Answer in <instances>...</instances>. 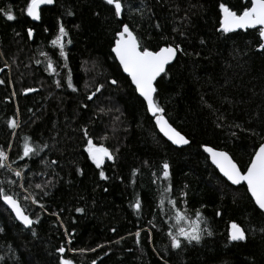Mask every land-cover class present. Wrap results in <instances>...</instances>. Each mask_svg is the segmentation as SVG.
Masks as SVG:
<instances>
[{
    "label": "trees",
    "instance_id": "trees-1",
    "mask_svg": "<svg viewBox=\"0 0 264 264\" xmlns=\"http://www.w3.org/2000/svg\"><path fill=\"white\" fill-rule=\"evenodd\" d=\"M27 2L0 0V8L11 6L17 17L7 21L0 15V80L4 81L0 147L8 151L13 167L25 172L30 182L25 187L38 196L44 209L28 205V214L34 221L38 216L39 222L26 228L0 200L4 229L0 264H60L61 245L66 249L63 256L74 264L94 260L96 264H264V232L259 231L264 213L254 211L246 187L232 186L202 149L207 144L226 150L243 168L264 142V51L257 50L259 29L217 31L219 0H126L121 19L113 16L112 6L104 0H55L40 10V21L27 16ZM144 5L150 11L145 10L143 17L128 11L129 6ZM129 16L130 26L138 25L136 31L153 50L165 42L183 49L168 74L158 79L157 100L190 145L177 148L159 133L146 103L111 51L120 21L129 22ZM60 21L69 31L67 60L51 44ZM29 27L34 28L32 38L27 35ZM49 60L55 71L48 68ZM69 71L76 91L67 86ZM113 79L118 83L113 85ZM99 85L104 87L88 100ZM12 118L20 125L15 135L7 125ZM84 125L94 142L114 152L115 159L105 158L102 165L108 180L99 177L100 169L85 151L80 131ZM25 136L49 147L39 156L20 160ZM52 160L57 164L49 166ZM165 160L171 165L167 182L158 179ZM25 163L28 169L23 168ZM8 180L17 181L11 190L22 200L27 193L18 186L20 178L0 169V181ZM46 181L51 184L44 196L34 185ZM167 183L173 186L170 196L182 212L193 219L197 210L203 213L212 236L205 235L199 244L185 242L180 249L171 248L167 233L178 223L175 211L168 203L159 205ZM137 198L139 210L134 207ZM76 208L85 211L78 213ZM232 221L248 230L246 241L228 240Z\"/></svg>",
    "mask_w": 264,
    "mask_h": 264
},
{
    "label": "snow or ice",
    "instance_id": "snow-or-ice-1",
    "mask_svg": "<svg viewBox=\"0 0 264 264\" xmlns=\"http://www.w3.org/2000/svg\"><path fill=\"white\" fill-rule=\"evenodd\" d=\"M55 0H28L26 5L27 16L33 18L36 21L41 20V13L39 11L41 5H50L53 4ZM105 4L112 6L113 16L115 18H121L125 13L126 0H104ZM143 0H141V3ZM150 9L146 8V5L143 7H137L135 9L128 7V11H136L140 13L141 17L144 15V11ZM218 10L220 13L219 18V28L217 31L227 34L232 33L237 29H255L259 26V38L261 41H264V0H247L243 4H233L232 0H219ZM69 15L72 13L69 12ZM0 15H3L7 21H14L17 19L14 9L9 6L7 9L0 8ZM131 16H129V22L120 21L119 30L114 33V43L111 48V51L115 53L116 58H118L120 65H122L124 72H126L131 77V83L135 86V91L143 97L146 101L147 111L152 114L155 118V124L159 127L160 131L171 141L173 144L182 146L190 145L191 141L186 138L185 135L181 134L180 131H177L173 127L172 123H169V120L165 118V108L162 107L157 100L159 96V90L157 87L158 78H163L164 75H167V66L177 57L178 52H182L183 49L180 45H173L172 43L165 42L164 46L158 47L157 50H153L148 46L143 39L139 36L138 25L130 26ZM156 27H159L157 24ZM48 31L47 28L44 29ZM19 35V33H17ZM27 35L29 38H32L34 35V28L29 27L27 29ZM69 37V31L66 29L62 21L58 22V32L55 35V38L51 40L52 46L59 47V54L65 60L68 58V54L65 51V38ZM67 44H71L72 40L67 39ZM203 43V41H202ZM258 50H264V42L258 44ZM42 55H47L46 53H41ZM196 55H199L197 53ZM40 63V61H37ZM7 67V65H5ZM66 66V65H65ZM48 68H53L52 61H48ZM163 74V75H162ZM4 81L0 80V84H3ZM113 85L117 84L118 81L113 79L111 80ZM57 87L61 86L60 81H56ZM67 86L72 88L73 91H76V87L73 84L72 75L69 71L67 76ZM103 85H99L95 88L88 97V100H92L93 97L101 91ZM34 89H25V92H31ZM87 107V105H84ZM103 111V109H101ZM7 125L10 129L13 130L15 135V130L19 128V122L16 118H12L7 121ZM239 128L240 125H235ZM80 131L82 132L83 137L86 139L85 151L88 154L89 159L95 164L99 171V177L102 180H108L109 177L106 175L105 171L102 169V165L105 162V158L108 160H114V152L106 147L103 143L94 142L93 135L90 134L89 128L87 125L81 127ZM256 133H253L255 135ZM235 135V133H233ZM107 137H101L100 139H106ZM11 145H8L10 148ZM49 145L44 143L42 146L36 144L35 141H32L31 137L25 136L23 138V148L22 155L18 157L20 160L25 158H31L39 156L40 152L45 148H48ZM204 152L208 153L212 163L219 169L220 173L223 174V177L227 181L231 182L232 185H246V192L250 193V198L254 201L256 206L254 211L258 210L261 213H264V143H260L258 147L255 148L254 155L250 159L245 167L242 168L232 156L229 155L228 151L218 150L216 147L209 146L207 144L202 145ZM41 163H44L41 160ZM14 161H10L8 151L0 147V169H6L7 171L14 174L15 177L20 178L19 188L23 190L26 195H23L21 200V194L15 191H12V187L17 185L16 180L0 181V200H2L8 207L11 208L12 212L15 214V219L21 221L23 225L31 228L34 223L39 222V217L37 216L34 221L29 213V204L39 205L44 209V205L41 203L38 196L34 193H30L28 188L25 187V183H30L25 180V172L13 167ZM57 161L52 160L49 164L55 165ZM24 169H28L29 165L25 163L23 165ZM77 171L80 174H83V170L77 166ZM138 170H133V175H136ZM171 177V165L165 160L162 163V174L158 179H162L167 182ZM7 184V186H5ZM51 181H46L45 183H36L34 185L35 189L41 190L44 196L48 195V192L45 190ZM173 192V186L171 183H167L166 186L160 192L159 205L161 208L168 203L172 206L175 211V219L178 222L174 229H169L167 235L170 237L171 248L180 249L182 245L192 244L195 242L199 244L202 238L207 236H212L213 231L209 228L207 218L204 217L203 213L197 210L194 213L195 219L189 216L186 212L180 210L179 202L175 199H172L170 193ZM183 197H187L186 192H182ZM186 202V201H185ZM134 207L139 210L141 208V200L137 198L135 200ZM46 211V209H45ZM76 212L83 213L84 208H76ZM34 215V213H33ZM217 215H220L217 212ZM184 226H181V225ZM203 225V227L201 226ZM116 229H113L115 231ZM4 229L0 228V232H3ZM66 235H68L67 230ZM75 230L73 229V232ZM259 231L264 232V227H261ZM36 235L35 231L32 233ZM137 238L140 236V231H137ZM248 238V230L242 226L241 223L232 221L229 228L228 240L233 242L246 241ZM68 243H71V237L69 236ZM139 243V239L137 240ZM97 247H103V245H98ZM83 251V250H80ZM90 251H95V249H90ZM57 252L62 254L60 259V264H74L72 259H67L63 256L66 252V249L61 245ZM3 260V257H0V261ZM92 264H96V261H92Z\"/></svg>",
    "mask_w": 264,
    "mask_h": 264
},
{
    "label": "water",
    "instance_id": "water-1",
    "mask_svg": "<svg viewBox=\"0 0 264 264\" xmlns=\"http://www.w3.org/2000/svg\"><path fill=\"white\" fill-rule=\"evenodd\" d=\"M245 2H247V0H244ZM54 4V3H53ZM53 4H50V5H48V4H46V5H41L40 6V9H39V11L43 8V7H45V6H51V5H53ZM122 18V17H121ZM121 18H119V19H121ZM255 29H259V26H257ZM255 29H252V28H249V29H237V30H235L234 32H238V31H247V30H255ZM234 32H232V33H234ZM227 34H229V33H227ZM33 37V36H32ZM261 42H264V41H261ZM257 50H258V48H257ZM258 51H260V52H262V51H264V50H258ZM179 53V52H178ZM114 54V56H115V53H113ZM177 56H178V54H177ZM115 58H116V56H115ZM177 59V57L167 66V69H168V67L170 66V65H172L174 62H175V60ZM116 60H117V62L119 63V60H118V58H116ZM119 65H120V63H119ZM120 67H121V69H122V71H123V73L130 79V81H131V77L126 73V72H124V70H123V67H122V65H120ZM163 75V74H162ZM159 79V78H158ZM133 85V84H132ZM134 86V85H133ZM135 87V86H134ZM137 94L139 95V93L137 92ZM140 96V95H139ZM141 97V96H140ZM142 99H143V97H141ZM144 100V99H143ZM145 103H146V101H144ZM147 106V105H146ZM151 116H152V114L151 113H149ZM153 117V116H152ZM165 118L167 119V117L165 116ZM153 121H154V124H155V118L153 117ZM170 123V122H169ZM156 125V124H155ZM156 127H157V129H158V131H159V133L167 140V141H169L168 140V138L166 137V136H164V134L160 131V129H159V127L156 125ZM174 127V126H173ZM178 131V130H177ZM182 134V133H181ZM187 138V137H186ZM173 146H175V147H177V148H182V147H185V146H187V145H182V146H178V145H175V144H173L171 141H169ZM264 143V142H263ZM213 147V146H212ZM202 149H203V147H202ZM218 149V148H217ZM218 150H221V149H218ZM204 151V150H203ZM225 151V150H224ZM205 154H206V156L208 157V159H209V161H210V163L216 168V170L219 172V174L223 177V174L222 173H220V171H219V169L212 163V161H211V158H210V156H209V154L208 153H206V152H204ZM229 153V152H228ZM229 155L230 156H232L230 153H229ZM233 157V156H232ZM234 159V158H233ZM235 160V159H234ZM236 161V160H235ZM237 162V161H236ZM238 163V162H237ZM225 178V177H224ZM226 179V178H225ZM229 182V181H228ZM230 184H231V182H229ZM232 185V184H231ZM232 186H235V187H237V186H240V185H232ZM245 187H246V185H244ZM249 195H250V193H249ZM6 205V204H5ZM7 206V205H6ZM8 207V206H7ZM8 209L12 212V210H11V208L10 207H8ZM13 213V212H12ZM13 215L15 216V214L13 213ZM17 220V219H16ZM21 225H23V223L21 222V221H19V220H17ZM24 227H26L25 225H23ZM26 228H29V227H26Z\"/></svg>",
    "mask_w": 264,
    "mask_h": 264
},
{
    "label": "rangeland",
    "instance_id": "rangeland-1",
    "mask_svg": "<svg viewBox=\"0 0 264 264\" xmlns=\"http://www.w3.org/2000/svg\"><path fill=\"white\" fill-rule=\"evenodd\" d=\"M54 81L55 82L58 81V78L56 77V79H55V77H54ZM181 226H184V225L182 224ZM201 226L203 227V225H201Z\"/></svg>",
    "mask_w": 264,
    "mask_h": 264
},
{
    "label": "bare ground",
    "instance_id": "bare-ground-1",
    "mask_svg": "<svg viewBox=\"0 0 264 264\" xmlns=\"http://www.w3.org/2000/svg\"><path fill=\"white\" fill-rule=\"evenodd\" d=\"M31 18V17H30ZM33 19V18H32ZM34 20V19H33ZM258 48V47H257ZM184 135V134H183ZM222 150V149H221ZM226 151V150H225Z\"/></svg>",
    "mask_w": 264,
    "mask_h": 264
},
{
    "label": "flooded vegetation",
    "instance_id": "flooded-vegetation-1",
    "mask_svg": "<svg viewBox=\"0 0 264 264\" xmlns=\"http://www.w3.org/2000/svg\"><path fill=\"white\" fill-rule=\"evenodd\" d=\"M32 19V18H31ZM33 20V19H32ZM34 21H36V20H34Z\"/></svg>",
    "mask_w": 264,
    "mask_h": 264
}]
</instances>
